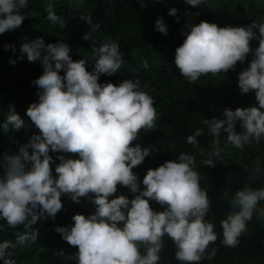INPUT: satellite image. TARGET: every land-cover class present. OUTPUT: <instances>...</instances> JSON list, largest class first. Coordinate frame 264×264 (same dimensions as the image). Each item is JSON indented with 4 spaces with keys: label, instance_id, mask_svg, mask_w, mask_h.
I'll list each match as a JSON object with an SVG mask.
<instances>
[{
    "label": "clouds",
    "instance_id": "clouds-1",
    "mask_svg": "<svg viewBox=\"0 0 264 264\" xmlns=\"http://www.w3.org/2000/svg\"><path fill=\"white\" fill-rule=\"evenodd\" d=\"M28 3L0 0V34L21 27L25 19L21 9ZM186 3L197 6L202 0ZM177 11L173 7L169 15L176 16ZM47 12L50 20L64 24L51 6ZM80 19L92 25L91 18L81 15ZM97 27L93 26V31ZM155 29L168 34L163 18H157ZM186 29L183 43L175 49L174 63L189 82L209 73H227L238 61L243 64L252 56L248 67L238 73V85L242 94L255 92L257 104L235 110L228 107L222 116L202 121L215 137L213 151L204 163L215 166L213 157L222 152V132L226 142L239 149L264 137V18L259 23L253 20L244 26L224 27L202 20L187 23ZM91 36L89 32L83 38L89 40ZM253 40L258 41L254 49L250 44ZM9 48L15 50L5 43L4 49ZM21 50L29 62L39 61L43 67V74L32 81L38 99L27 108V116L39 131L17 151H6L0 159V220L12 228L31 226L38 219L55 220L63 207L62 196L77 203L87 198L95 206L94 212L75 214L73 224L54 229L70 245L78 246L77 264H158L165 235L175 244V259L182 264H198L209 244L218 238L215 225L206 219L211 200L200 186L196 160L190 153L181 152L175 160L148 169L142 181L133 171L148 155L147 149L139 143L133 145V141L142 129L154 128L157 112L148 85H142L138 78L119 84L99 82L102 74L117 73L125 64L119 43L106 39L94 46L96 59L91 71L87 70L89 59L74 60L72 48L62 40L46 44L40 37L24 43ZM143 66H149L147 60ZM8 108L2 123L5 132L10 126L16 131L30 126L14 104ZM203 131L197 129L187 142L197 145ZM118 185L127 187L134 198L120 194L110 199ZM150 201L164 210L155 211ZM261 201L264 187L245 185L234 192L230 201L233 211L221 221L224 245L235 247L239 243L254 213L264 219V208H257ZM29 238L36 240V233L18 234L17 242ZM10 248H15L12 241L0 242L3 264H17ZM214 255L215 250L207 258Z\"/></svg>",
    "mask_w": 264,
    "mask_h": 264
},
{
    "label": "trees",
    "instance_id": "trees-1",
    "mask_svg": "<svg viewBox=\"0 0 264 264\" xmlns=\"http://www.w3.org/2000/svg\"><path fill=\"white\" fill-rule=\"evenodd\" d=\"M50 6L63 19V25L48 18ZM173 7L178 10L176 16L169 15ZM21 12L25 15L21 27L15 32L0 34V159L6 151H17L33 133L39 131L27 116V108L38 99L37 86L32 81L43 74V67L39 61H28L21 50L22 45L40 37L46 44L62 40L72 48L74 60L89 59L87 70L91 71L96 59L93 47L100 46L106 39L115 40L120 45L125 64L117 73L102 74L99 82L119 84L124 79L138 78L142 85H148L147 90L154 98L157 112L154 128L142 129L137 140L133 141V145L139 143L148 150L145 160L133 171L142 181L148 169L175 160L181 152L194 155L200 186L208 192L211 200L206 219L215 225L218 235L198 264H264V219H259L254 213L235 247L223 244L221 227V221L233 211L230 201L235 191L245 185L253 189L264 187V137L259 143L253 140L239 149L227 143L226 134L222 132V152L219 157H213L215 166L204 163L213 151L215 137L202 123L203 119L220 117L223 109L228 107L235 110L257 104L255 92L242 94L238 85V73L248 67L252 56L249 55L243 64L238 61L235 68L227 73L202 75L196 82L186 80L174 63L175 49L185 39L187 23L198 24L203 20L221 27L244 26L253 20L259 23L264 18V0H202L197 6L189 5L186 0H83L82 4L79 0H29L28 7ZM81 15L91 18L92 25L81 20ZM157 18H163L167 24V35L155 29ZM95 25L98 27L93 31ZM89 32L92 36L85 40L84 34ZM5 43L13 45L15 50L9 48L6 51ZM250 44L254 49L258 41L253 40ZM13 60L15 64L11 62ZM145 60L149 65L147 68L143 66ZM10 103L16 106L29 127L16 131L10 126L7 132L3 130L2 123ZM201 128L204 131L197 137L199 143L189 144L187 138ZM236 130H241L239 123ZM50 154L54 158L57 156L56 153ZM56 163H59L58 159ZM257 168L259 170L254 171ZM2 173L3 168L0 167ZM117 188V193L110 199L120 194L134 198L127 187L118 185ZM61 199L63 207L55 220L51 217L38 219L31 226L19 225L16 228L0 220V242L9 240L15 244V248L9 251L17 264H77L75 253L78 246L70 245L54 229L56 226H70L74 223L72 217L75 214L89 215L95 211V206L87 198H82L79 203L66 195ZM150 206L155 211L164 210L155 201H150ZM257 208H264V201ZM34 232L36 240L29 238L23 243L17 242L18 234ZM163 241L158 264H182L175 259L176 247L171 238L165 235ZM140 250L142 253L145 251L143 247ZM213 250L215 255L208 259L207 255Z\"/></svg>",
    "mask_w": 264,
    "mask_h": 264
}]
</instances>
